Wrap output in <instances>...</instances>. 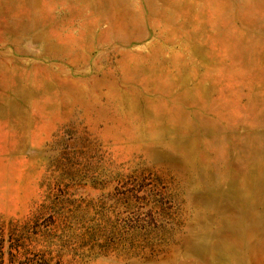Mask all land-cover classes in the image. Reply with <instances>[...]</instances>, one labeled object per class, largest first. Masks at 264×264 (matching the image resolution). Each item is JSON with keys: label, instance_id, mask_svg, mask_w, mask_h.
<instances>
[{"label": "rangeland", "instance_id": "rangeland-1", "mask_svg": "<svg viewBox=\"0 0 264 264\" xmlns=\"http://www.w3.org/2000/svg\"><path fill=\"white\" fill-rule=\"evenodd\" d=\"M0 264H264V0H0Z\"/></svg>", "mask_w": 264, "mask_h": 264}]
</instances>
